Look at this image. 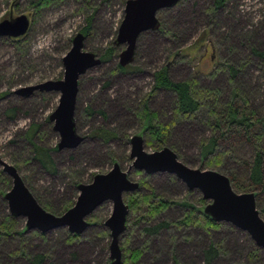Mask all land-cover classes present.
Masks as SVG:
<instances>
[{"label": "rangeland", "instance_id": "1", "mask_svg": "<svg viewBox=\"0 0 264 264\" xmlns=\"http://www.w3.org/2000/svg\"><path fill=\"white\" fill-rule=\"evenodd\" d=\"M30 1L0 0V21L25 14L31 24L33 11L30 10ZM125 2L61 0L39 12L31 30L27 31L25 43L0 38V92L9 91L0 100V157L17 167L39 204L53 214L59 215L65 211L66 205H73L78 195L74 187L76 183L91 182L94 174L108 171L114 161L119 162L124 170L128 169L131 163L129 138L139 133L142 126L135 110L152 87L153 72L168 60H171L169 75L172 80H185L198 75L200 86L220 90L225 100L231 90L228 73L221 68L215 75H209L213 61L226 60L238 68L245 60L248 61L244 63L245 67L239 68L241 70L235 79L241 91L249 95L252 107L259 115H264V65L252 52V48L264 51V0H225L216 10L211 9L214 0H180L174 6L157 12L161 28L139 35L134 60L129 64L136 70L112 72L118 63L116 55L79 78L74 120L77 132L85 138L75 148L51 151L56 172L41 168L32 159L24 133L32 123H37L39 134L34 136V141L49 148L57 146L58 134L52 130V122L46 119L57 106L59 93L35 90L31 95L24 96L16 90L49 79H62V57L70 49L72 38L86 24L85 17L91 13L90 35L84 39L83 49L102 53L116 38ZM123 47L119 44L118 52ZM174 97L173 93L159 89L147 98L149 107L157 112L161 122L172 118ZM11 107L16 108L12 119L5 114ZM87 107L93 112L88 114ZM178 119L165 145L177 153L181 162L192 168L217 170L239 182L246 180L247 165L253 154L251 143L236 141L231 155H225L221 167H209L199 154L201 140L210 135L208 129L199 123ZM96 127L114 130L116 136L107 143L90 137L89 131ZM144 148L151 152L161 147H151L144 141ZM137 172L131 169L129 177L135 181L146 177L148 186L167 200H185L201 209L207 203L197 189H187L173 174ZM9 180L10 186L4 185L5 191L11 187ZM136 192L146 193L148 190L140 187ZM0 202L2 217L9 212L6 200ZM111 209V202H103L87 216L90 225L76 238L70 239L64 227L46 233L24 230L22 239L25 240L27 253H44L45 258L40 264H110L109 231L103 222ZM257 209L264 219V194L257 201ZM184 211L185 208L177 203L167 207L150 222L163 219L174 221ZM134 215L129 214L130 223L120 236L122 259L125 254L128 255L127 249L141 247L148 239L147 250L139 259L140 264H175L173 255L178 258L179 264H204L202 250L212 240L221 241L226 250V254L215 258L212 264H264V249L260 248L251 259L254 246H257L245 231L229 223L222 222L218 228L209 230L197 225L179 228L171 225L153 239L141 233L139 228L143 224H131ZM15 219L16 229L24 227V218ZM19 245L20 239L15 236L4 239L0 245V264H31L20 254L14 255Z\"/></svg>", "mask_w": 264, "mask_h": 264}, {"label": "water", "instance_id": "2", "mask_svg": "<svg viewBox=\"0 0 264 264\" xmlns=\"http://www.w3.org/2000/svg\"><path fill=\"white\" fill-rule=\"evenodd\" d=\"M180 0H126L124 15L114 40L124 45L117 56L122 67L131 64L139 35L148 30H157L160 20L157 12L174 6ZM30 20L25 14L0 21V37L17 38L25 35ZM84 35L81 32L72 38L70 49L62 57L63 77L21 87L16 90L24 96L33 91L58 92V104L48 116L52 130L58 134L57 148H75L84 136L77 132L74 113L78 94L79 78L89 69L102 63L93 52L83 49ZM131 163L124 170L114 161L111 168L103 173L94 174L89 183H78V195L72 206L61 214H53L44 209L25 185L17 168L0 157L2 171L11 179V187L4 193L7 209L11 216L24 218L25 230H37L46 233L52 229L64 227L74 235L81 234L89 225L87 216L103 202H111L110 215L103 224L109 231L110 264H121L122 249L119 240L126 230L129 204L124 194L139 190L140 182L129 177L131 169L144 174L165 172L175 175L187 189H197L207 201L202 212L216 222H226L245 231L254 244L264 249V220L256 207L255 192H237L225 174L213 170L192 168L178 159L177 154L168 146L151 152L144 148L143 131L129 138Z\"/></svg>", "mask_w": 264, "mask_h": 264}, {"label": "trees", "instance_id": "3", "mask_svg": "<svg viewBox=\"0 0 264 264\" xmlns=\"http://www.w3.org/2000/svg\"><path fill=\"white\" fill-rule=\"evenodd\" d=\"M60 1L61 0H31L29 5L31 12L33 11L31 14V21L33 22H31L28 32L31 30L36 16L40 14L39 12L51 6L52 4L59 3ZM224 1L225 0H214L211 9H218L223 5ZM92 15L93 14L91 13L85 17L86 24L79 29L85 38L90 35ZM28 32L25 35L17 38H0L18 44L25 43L28 39ZM252 52L260 58V61L264 65V51H258L257 49L252 48ZM118 54V44L113 41L112 44L110 43L105 47L102 53L96 55L101 59L102 62H107ZM170 63L171 60H168L153 72L152 87L149 90L147 97L140 100L138 108L135 110L136 116L142 122L140 131H143L144 141L151 147H154L155 145H160V147L166 146L165 143L170 136L172 127L179 120L178 118L199 123L200 125L206 127L210 134L208 138L202 139L200 142L199 154L201 160L209 167L215 168L222 166L225 155H231L233 147L237 142L241 140L248 141L253 146V154L249 164L247 165L248 176L246 180L239 182L237 180L231 179L228 175L226 176H228L230 179L231 185L235 191L236 189L249 191L255 190V202L257 207L258 199L262 194H264V115H259L258 111L252 107L248 98L249 95L247 92L241 91L242 88L240 89V86L235 79L241 70L239 68L245 67V65L249 62L245 60L238 68L237 66L228 63L226 60L216 59L213 61L210 73H208L209 75H215L217 71L222 70L221 68H225L227 70L231 90L230 95L226 100L225 98L221 97L220 90L209 89L207 87L200 86L197 78L198 75H193L191 78L185 80H172L169 75ZM244 63L246 64L244 65ZM128 69L136 70L137 68L130 65L122 67L117 63L112 72H125ZM159 89L166 90L175 95L171 106L172 118L165 123L158 119L157 112L152 110L148 105L147 98ZM8 93L9 91L7 90L0 92V100L3 99ZM86 112L90 114L93 111L90 109V107H87ZM15 113L16 108L13 107L8 108L5 111V114L10 119L14 117ZM99 113L105 115L102 110H99ZM46 120L48 121L49 118L47 117ZM38 132L39 124L32 123L24 133V137L28 141L31 148L30 151L32 153V159L38 162L41 168L48 172L54 173L56 172V165L51 156V151L56 149L57 146L54 148H49L47 146L41 145L40 143H36L34 141V136L39 134ZM88 135L107 143L116 136V132L106 127H96L89 131ZM137 173L139 174V172ZM139 182L140 187H145L148 192H134L132 194H126L125 197L127 199L126 202L129 204V214H135L134 220L131 222V224H143L139 230L145 236H150L154 239V237L160 234L162 229H168L171 225H174L178 228L197 225L198 227H202L205 230H209L218 228L219 225L222 224V222H216L203 214L200 207L191 204L190 202L185 200L175 202L173 200H167L156 194L153 188L148 186L146 177H141ZM77 184L78 183H76L74 187H76ZM4 185L9 188L10 180L9 177L3 173L2 169H0V201L4 200V193L6 192ZM25 185L27 186L26 183ZM28 189L30 190L29 187ZM31 193L33 194L32 191ZM33 196L36 199L34 194ZM177 203L186 210L179 219L174 221L163 219L157 221L156 223L150 222L155 217L157 219L159 214L167 207L176 205ZM69 206H71V204L66 205L64 210H66ZM129 214L126 220V229L128 222L130 223ZM16 222L17 221L15 217L11 216L9 213H5L2 217H0V245L7 237L15 236L20 239V245L19 248L14 252V255L20 254L31 264H40L44 260L45 254L36 253L31 255L27 253L24 243L25 240L22 239L24 238L23 233L25 227L16 229ZM67 234L70 239L76 238L78 236L70 233ZM104 234H108V231H104ZM147 241L148 239L145 240V242L142 244L143 246L141 247L127 249L126 252H128V255H124V259H122L121 264H140L139 259L142 256L144 250H147ZM260 250L261 249L259 247L254 246L251 259H254V255ZM225 252L226 250L221 241L211 240L202 250L204 264H212V261L215 258L226 254ZM172 257L174 263L179 264V260H177L178 258H176L175 255ZM1 262L2 261L0 260V263ZM5 264H8V262Z\"/></svg>", "mask_w": 264, "mask_h": 264}, {"label": "flooded vegetation", "instance_id": "4", "mask_svg": "<svg viewBox=\"0 0 264 264\" xmlns=\"http://www.w3.org/2000/svg\"><path fill=\"white\" fill-rule=\"evenodd\" d=\"M160 28V27H159ZM146 32V31H145ZM84 39H85V37H84ZM138 40V39H137ZM136 46H137V43H136ZM135 50H136V48H135ZM135 53V52H134ZM135 55V54H134Z\"/></svg>", "mask_w": 264, "mask_h": 264}]
</instances>
